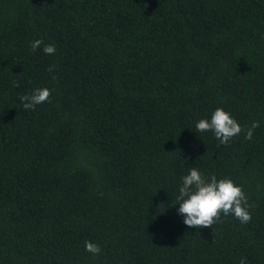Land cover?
<instances>
[{
  "label": "trees",
  "instance_id": "obj_1",
  "mask_svg": "<svg viewBox=\"0 0 264 264\" xmlns=\"http://www.w3.org/2000/svg\"><path fill=\"white\" fill-rule=\"evenodd\" d=\"M217 107L227 145L194 127ZM191 167L239 184L250 219L184 225ZM242 257L264 264V0H0V264Z\"/></svg>",
  "mask_w": 264,
  "mask_h": 264
},
{
  "label": "clouds",
  "instance_id": "obj_2",
  "mask_svg": "<svg viewBox=\"0 0 264 264\" xmlns=\"http://www.w3.org/2000/svg\"><path fill=\"white\" fill-rule=\"evenodd\" d=\"M43 44L41 39L30 41L31 50H35ZM42 52L45 55L55 53V45L43 44ZM51 71V68L48 69ZM50 96L47 87L34 88L30 93L19 97L24 109H34L36 105L46 102ZM259 125L253 121L244 132V139L250 140L253 129ZM194 127L198 132L211 131L219 141V145H227L232 137L241 133L242 128L231 114L221 107H217L206 118L194 121ZM174 204H177L176 212L182 217V223L188 227H211L220 213L233 214L241 223L250 219L247 196L239 184L230 178L217 179L215 175L205 176L198 168L191 167L187 173L180 177L177 187V195ZM84 249L93 255L98 254L100 246L94 242L85 241ZM239 264H245L242 257Z\"/></svg>",
  "mask_w": 264,
  "mask_h": 264
}]
</instances>
